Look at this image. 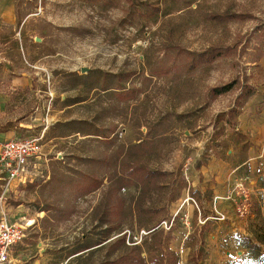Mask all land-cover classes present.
Returning <instances> with one entry per match:
<instances>
[{
	"label": "rangeland",
	"instance_id": "rangeland-1",
	"mask_svg": "<svg viewBox=\"0 0 264 264\" xmlns=\"http://www.w3.org/2000/svg\"><path fill=\"white\" fill-rule=\"evenodd\" d=\"M14 6L0 16V133L44 135L40 174L4 201L26 229L16 260L259 264L264 0ZM214 47L236 53L187 70V52Z\"/></svg>",
	"mask_w": 264,
	"mask_h": 264
},
{
	"label": "built area",
	"instance_id": "built-area-1",
	"mask_svg": "<svg viewBox=\"0 0 264 264\" xmlns=\"http://www.w3.org/2000/svg\"><path fill=\"white\" fill-rule=\"evenodd\" d=\"M42 134L25 135L3 143L1 162L7 177L4 179L1 200L14 183L26 184L35 175L43 149ZM25 227L10 220L7 213L0 216V264H20L15 248L27 239Z\"/></svg>",
	"mask_w": 264,
	"mask_h": 264
},
{
	"label": "trees",
	"instance_id": "trees-1",
	"mask_svg": "<svg viewBox=\"0 0 264 264\" xmlns=\"http://www.w3.org/2000/svg\"><path fill=\"white\" fill-rule=\"evenodd\" d=\"M143 9L144 8H149V5L148 3H141V6ZM135 12H140V9L138 7L134 8ZM156 10V9H155ZM158 11V10H157ZM235 16L233 15H228V14H220V15H213V17H211L213 20L215 21H224V20H227V19H232L234 18ZM224 19V20H223ZM235 50L234 48H231V47H227V48H218V47H214V48H210L204 52H187V70L188 71H193L195 70L196 68L200 67V66H206V65H211L213 64L214 62H216V60L218 59H221L222 57H229V56H233L235 54ZM233 86L230 84V85H225V86H222L220 88H215L213 89V92H215L216 95H221L223 94L224 92H227L229 91ZM253 91H250V93H248V95H251ZM247 94L245 93H241L238 97V102H240V100L246 96ZM126 97L128 96V94L125 95ZM238 114V111L237 110H232L230 112V115L231 116H235ZM91 135H95V134H91ZM140 168H133L132 171H130V174L131 175H138L139 174V170ZM143 170V169H142ZM146 171H144L143 173H145ZM155 176V173L152 172V171H148L144 174V176H142L139 180V182H143V181H147L149 178ZM142 179V180H141ZM137 184V182H136ZM250 250H251V254L257 259V262L259 264H264V255H260L259 254V247L257 246H249L248 247ZM129 263V264H146V262H144L142 259H139V258H131V257H128L127 255L126 256H122L120 257L119 260L113 262L114 264H120V263ZM125 263V264H126ZM153 264V262H152Z\"/></svg>",
	"mask_w": 264,
	"mask_h": 264
},
{
	"label": "crops",
	"instance_id": "crops-1",
	"mask_svg": "<svg viewBox=\"0 0 264 264\" xmlns=\"http://www.w3.org/2000/svg\"><path fill=\"white\" fill-rule=\"evenodd\" d=\"M0 16L4 19V20H7V21H10V22H13V20L15 19L16 17V13H15V6H14V0H0ZM30 131L27 130L25 131V133H23V135H30L29 134ZM22 134H18L17 136L15 137H11L10 139H13V138H18V137H21L23 136ZM7 136V134L5 133H0V157H1V150H2V146H3V143L6 142V141H9L10 140ZM39 167H37V170H36V174L32 176V178H30V181L27 182L26 184H31L33 183V181L35 180V178L40 174L38 172V169ZM7 177V174L5 173L4 171V167H3V164L1 162V159H0V216L4 215L5 213H7L8 217L10 218V220H14L20 224H22L19 220H16L14 219L12 216V212H14V210H16V207L14 205H10V204H5L4 201L6 200H11L12 196L16 197L19 193L18 191V187L20 186H25L26 184H21V183H14L12 184L11 186V190L10 192H8L6 194V196L4 197V199L1 200V195L3 193V190H2V187H3V184H4V179ZM262 191H264V189H261ZM11 215V216H10ZM24 226V224H22ZM25 227V226H24Z\"/></svg>",
	"mask_w": 264,
	"mask_h": 264
},
{
	"label": "water",
	"instance_id": "water-1",
	"mask_svg": "<svg viewBox=\"0 0 264 264\" xmlns=\"http://www.w3.org/2000/svg\"><path fill=\"white\" fill-rule=\"evenodd\" d=\"M87 71H88V69L84 68V70L82 72L84 73V72H87Z\"/></svg>",
	"mask_w": 264,
	"mask_h": 264
}]
</instances>
